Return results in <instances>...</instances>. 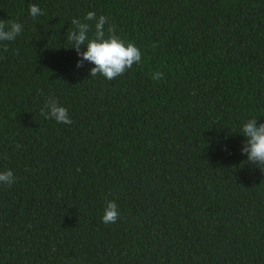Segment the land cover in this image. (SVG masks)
<instances>
[{"label": "trees", "instance_id": "trees-1", "mask_svg": "<svg viewBox=\"0 0 264 264\" xmlns=\"http://www.w3.org/2000/svg\"><path fill=\"white\" fill-rule=\"evenodd\" d=\"M0 264H264V0H0Z\"/></svg>", "mask_w": 264, "mask_h": 264}]
</instances>
